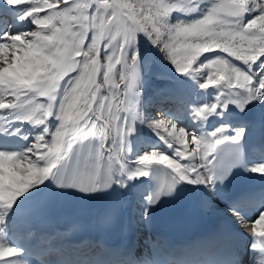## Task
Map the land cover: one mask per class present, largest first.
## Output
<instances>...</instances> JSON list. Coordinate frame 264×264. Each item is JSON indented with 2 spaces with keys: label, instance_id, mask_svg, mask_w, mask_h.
I'll return each instance as SVG.
<instances>
[{
  "label": "snow or ice",
  "instance_id": "snow-or-ice-1",
  "mask_svg": "<svg viewBox=\"0 0 264 264\" xmlns=\"http://www.w3.org/2000/svg\"><path fill=\"white\" fill-rule=\"evenodd\" d=\"M156 62L181 88L203 90L183 121L142 111ZM257 109L264 129V0H0V264H70L28 259L17 242V223L48 196L147 184V221L168 199L221 196L238 172L264 180V158L246 149ZM144 128L167 150L135 149ZM225 204L243 247L180 261L105 248L71 264H264V187Z\"/></svg>",
  "mask_w": 264,
  "mask_h": 264
},
{
  "label": "bare ground",
  "instance_id": "bare-ground-1",
  "mask_svg": "<svg viewBox=\"0 0 264 264\" xmlns=\"http://www.w3.org/2000/svg\"><path fill=\"white\" fill-rule=\"evenodd\" d=\"M154 67L156 68L157 72H155L152 77H150V79L152 81H155V80H159L162 78V75L163 73H161L160 71H162V69H160L159 67H157V65L155 64ZM167 76V75H165ZM148 79L147 77L145 78V80ZM168 80V83H166V85H161L160 83L158 84H155V83H152L150 82V86H147V88L145 90H143V94H142V107L143 105L145 104L144 101L146 100V94L147 92L149 91H158L160 89H162L163 87H166L168 88L169 90H171L172 92H175V93H181L182 96H184L185 98H188V96H190V98L192 99V101L194 102H200V101H203L204 99H206V97H203V96H197L196 92H202L203 90H193L191 88H181L178 83H177V78L174 77L173 75H170L168 76L167 78ZM163 82V81H162ZM161 82V83H162ZM165 83V82H164ZM155 85V86H154ZM207 91L211 92L212 89H208ZM160 92V91H158ZM256 114H260L259 113V109H257L256 111ZM182 116H184L182 114ZM163 118V117H162ZM181 119V118H179ZM184 120V118L182 119V121ZM185 123H187V121H184ZM143 135L139 137V139L137 138H133L134 139V148L139 150V151H144L146 150L147 148L149 147H152V146H158L160 148H163L165 150L166 149V146L163 145V142L159 141L156 137H154L152 134H150L148 132V129L147 128H144L143 129ZM132 212L134 213V218L136 220V224L142 228V231L145 232L146 230V223H145V220L141 217V206L138 204V203H134V206H133V209H132Z\"/></svg>",
  "mask_w": 264,
  "mask_h": 264
},
{
  "label": "rangeland",
  "instance_id": "rangeland-1",
  "mask_svg": "<svg viewBox=\"0 0 264 264\" xmlns=\"http://www.w3.org/2000/svg\"><path fill=\"white\" fill-rule=\"evenodd\" d=\"M166 63V62H165ZM156 65H157V67H159V68H161V69H163L165 72L163 73V74H165V75H167L166 77H168L169 75H172L171 73H169L168 71H167V68L164 66V63H160V62H156L155 63ZM154 65L152 64L151 65V69H149V70H147L146 71V73H145V75H144V84H143V88L147 85V83L149 82L147 79L145 80V78L146 77H151V75L155 72V67H153ZM150 71H151V73H150ZM153 71V72H152ZM163 81V82H162ZM155 82V81H154ZM159 82L161 83L162 82V84H164V82L166 83L167 82V80L166 79H160L159 80ZM155 86V85H154Z\"/></svg>",
  "mask_w": 264,
  "mask_h": 264
}]
</instances>
